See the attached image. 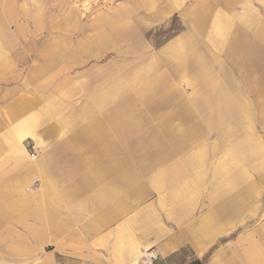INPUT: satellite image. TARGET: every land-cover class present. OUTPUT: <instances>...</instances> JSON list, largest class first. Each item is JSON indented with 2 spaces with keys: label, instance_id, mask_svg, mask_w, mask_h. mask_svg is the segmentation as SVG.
<instances>
[{
  "label": "rangeland",
  "instance_id": "obj_1",
  "mask_svg": "<svg viewBox=\"0 0 264 264\" xmlns=\"http://www.w3.org/2000/svg\"><path fill=\"white\" fill-rule=\"evenodd\" d=\"M226 1L229 2L227 8L222 0H0V91L7 83L10 85L20 79L13 78L14 73L7 75L9 70L5 71L4 62L7 55L31 56L41 51L48 56L55 50L60 54V62L55 63L60 73L54 79L47 78L39 70L36 73L35 63H9L22 73L23 79L17 85L32 78L29 80L31 86L50 83L47 87H52L54 82V86L66 88L69 82L76 87L90 82L87 86L96 88L105 86L101 84L105 80L100 81L94 75L100 76L98 70H106L107 65L118 64L127 81L133 72L141 70L134 87L125 82V107L117 122L120 151L116 161L124 172L118 202L123 204V212L116 219L109 215L107 225L97 232L92 230L87 238L84 233L86 222L101 217V212L112 211L113 203L104 200L108 205L78 208L61 205L55 214L56 231L61 236L58 240H42L44 247L35 251L29 250L34 240L0 238V264H130L133 259L136 264H190L195 259L206 260V264L217 256L229 264H237L244 260L243 250L249 242L261 245L264 251V0ZM174 3L177 7L171 10ZM201 3L207 6L205 11L213 7L214 12L211 11L203 26L198 27L202 30L194 32L199 43L189 49L191 61L187 73L193 84L182 83L176 86L178 90L172 88L169 96H165L166 90L161 83L152 81L154 83L150 85L148 82L163 73L177 79L179 72L168 66L150 64L149 57L174 37L196 27L192 12L198 8L204 11ZM218 10L234 24L244 21L251 24L247 31L251 47H247L252 51L260 50V55L249 50L243 55L232 53L227 45L231 37L232 40L235 37L232 29L222 44L216 45L210 30L213 15ZM121 15L124 19L119 25L125 28L124 35L114 38L107 21L110 18L118 21ZM101 18L105 20L101 21ZM223 22L219 21L222 31L214 29L215 32L223 33L224 25H227ZM101 33L109 36L107 42L101 37L105 34ZM99 42H106V45L96 51L95 43ZM197 58H201L209 69L204 79L199 78L203 76L200 73L203 65L197 63ZM207 77L209 79H205ZM215 82L228 87L234 106L217 122L213 107H205L197 100L203 96L199 94L201 90L213 87ZM135 90H144L145 94L135 95ZM186 99L191 106L187 114L181 105ZM214 99L211 96L209 102L213 104ZM59 113L67 116L66 119L70 117L62 122L65 128L61 134L75 133L88 120L83 111ZM113 113L116 112L92 111L90 116L101 117L113 136L116 129ZM207 117L212 118L211 125L206 124ZM7 130L0 125V139L5 140ZM181 137L185 138L181 140ZM41 144L28 139L22 145L36 158L40 150L52 149L51 145L45 144L39 147ZM99 163V159L92 160L91 168ZM166 171L172 173V186L159 180L161 177L157 174ZM156 175V184L166 185L163 189L160 188L162 184L152 185ZM114 177L115 174L109 172L107 182ZM63 178L57 193L62 199L61 204H66L73 182L71 175ZM96 187L92 185L89 189L86 185L72 195L98 200ZM30 190L37 193L39 187L32 186ZM2 195L6 202L12 203L5 212H16L13 201L19 194L13 200L10 193L8 197ZM154 218L160 221L159 227ZM204 219H208L211 226H204ZM215 220L219 226L229 229L202 254L195 255L187 245L168 257L160 253L167 234L178 236L187 230L182 236L191 244L196 241V234L214 237V240L218 234L213 229ZM117 232L124 237L119 239ZM99 233L104 237L91 238ZM131 238L138 243V252L126 255L121 246ZM260 239L262 244L257 243ZM99 240L103 245L98 244ZM150 241L154 245L148 249L144 245ZM54 242L61 244L58 248L52 247ZM117 243L120 248L116 247ZM69 244L75 247L86 244L91 248L86 249V255L81 252L70 254ZM8 247L16 253L5 256ZM254 253H249L247 260L258 264V255ZM168 258L170 260H166ZM262 258L264 264L263 255Z\"/></svg>",
  "mask_w": 264,
  "mask_h": 264
},
{
  "label": "crops",
  "instance_id": "obj_2",
  "mask_svg": "<svg viewBox=\"0 0 264 264\" xmlns=\"http://www.w3.org/2000/svg\"><path fill=\"white\" fill-rule=\"evenodd\" d=\"M222 2L227 8L229 2L227 3L226 0H222ZM201 5L203 6L204 11L199 10L200 8H198L194 9L192 12L195 13L194 21L196 20V27L192 26L194 29L191 28V30L174 37L149 57L150 64L156 63V65L159 64L165 67L168 66V68H172L179 72V77H177V79L163 73L148 82L150 85L157 81L161 83L160 86L166 90V92H164L165 96L166 94L169 96L172 88L178 90L179 87L177 88L176 86H181L182 83L184 85L193 84V79L190 78L191 75L187 73L190 63L189 61H191L189 60L191 56L188 55L189 49L192 45L196 46L194 43H199V40L195 38L196 34L194 35V32L197 31V29L200 30L201 28L198 27L203 26V23L206 19H208L211 11L214 12L212 6V8H209L210 11L208 9L205 11L207 6L203 3H201ZM175 7H177V5L174 3V5L171 6V10ZM124 16H127V14H124ZM213 16L214 20L210 31L217 46L222 44L224 37L230 32V29H232L235 37L233 40L231 37L230 43H227L229 50L232 53L243 55L246 50H249L252 54H261L260 50L259 52L252 51V48L250 50L247 47V45L250 46V44H248L250 42V36L247 31L251 27V24L247 21L234 24L225 14L219 13V10L216 12V15L214 14ZM121 17L122 15L119 16L118 21L117 18H110L107 21L108 27L112 29V36L114 38H118L119 36L123 37L124 35L125 28L123 29V26L119 25L124 19ZM102 20H105V18H101V21ZM219 21H224L227 24L224 25L225 27L222 34L215 32L214 30L220 29V31H222ZM229 25H231V27H229ZM232 25H235V28L232 27ZM238 25L240 27H237ZM226 26H228V28ZM102 34L105 33H101V35ZM190 35L192 36L191 40ZM101 37L106 40V42L109 40V36L106 34ZM96 39L97 38H95V41ZM91 42L92 41H89V44ZM106 42H99V44L95 43L96 51H100L104 48ZM92 45L93 44L91 43V46ZM197 47L200 48L199 45ZM55 51L48 54V56L44 55L41 51H39L40 54H34L31 56L21 57L16 54L4 56V62L6 63L5 71L9 70L7 71V75L14 73L15 76L13 78L20 79L18 82L10 83V85L7 83V87H4V89L0 91V125L8 128L5 133L7 135L5 140L0 139V238H4L6 240L11 238L34 240L32 242L33 245L31 244L29 250L35 249V251H40L44 247V242H42V240H58L61 237L56 231L57 229L55 224V214L58 211L57 208L61 205L78 208L108 205L104 203V200H109L113 203L111 207L112 211L106 212L105 214L104 212H101V217L98 216L97 218L95 217L94 220L86 222V229L84 230V233L87 238L90 237L89 233L92 230L97 232L103 225H107L109 215L116 219L120 213L123 212V204L118 202V198L121 193L120 191L122 190L121 182H123L124 172L122 170V166H118V161H116L119 158L118 153L120 151L118 142L120 141V135L117 130L119 124L117 122H119L120 111L122 112L125 107L124 87L126 85L134 87L139 75H137L136 72H133V75L128 77L127 81L126 79H123L122 68L119 67L118 64H111L105 66L106 70L105 68H103V70H98L100 76H98L97 73L94 75V77L100 79V81L104 79V83L101 82V84H105V86L100 85L96 88L88 87L91 84L90 82L81 84V86L78 87L69 82L66 88L54 86V82H52V87H47L50 83H42L38 86H31L32 84L29 80H32V78H29L27 83L22 82L20 85H17L20 80L23 79L22 73L15 69L13 65L9 66V63H35L36 65L33 66V69L36 73H38L37 70H39L40 73H45L47 78L54 79L57 78L60 73L59 66L55 64L56 62H60V54ZM196 61L197 63H201V66L203 65L200 72L203 76H200L199 78L204 79V77L209 74V69L204 66V62L201 58H197ZM43 62H49L51 64L38 67L37 64ZM140 71L141 70H139V73ZM205 79L209 78L207 77ZM110 81L113 82L110 83ZM125 82H127L126 85ZM109 83L110 85H108ZM212 86L213 87L210 88L205 87L204 90H201L199 94L203 96L201 99L197 100H199L205 107H213L211 109L216 112L215 120L217 122L223 119V114H227L234 109V106H232V97L228 87H225L219 82H215ZM175 93L177 94L178 92ZM110 94L112 95L110 96ZM134 94L144 95L145 91L135 90ZM211 96L215 98L213 104L209 102ZM181 105H183L185 114H187L191 107L187 103V99L185 103H181ZM192 105L195 107V102ZM197 109L199 110V108ZM109 110H114L116 112L112 114V117L115 118L114 122L116 121V126L114 125L116 129L113 131V136L106 129L107 124L103 123L104 121L101 117L93 118L90 116L92 111L102 112ZM59 111H83L84 116L88 117V120L85 121L83 125L81 124L83 127L79 128L75 133L71 131L69 134H61L60 132H62L65 128L63 127V123L65 120H70V117L66 119L67 116L63 117ZM206 124L211 125L212 118L207 117ZM26 128H30L38 138L40 137L42 144L39 147H42L45 144L48 147L51 145L52 149L40 150L35 160H30V155L24 147L23 154H20L19 151H15V147L17 148L19 146V142L23 144L26 140H31L29 135L22 137ZM184 138L185 137H181V140ZM61 143H63V146L60 147ZM64 159L65 161H62ZM97 159L100 160L99 165L91 168L92 160ZM110 163L111 166H108ZM118 168H121V171H119ZM64 171H66V173ZM108 171L111 172L112 175L115 174V177L111 178L110 183L107 182ZM65 175H67V178L71 175L73 183L70 184V190H68L69 193L71 192L69 202L61 204L62 199L58 197L59 194L57 192L61 190L60 183L64 180L63 177ZM118 175H120V177H118ZM157 175L161 177L159 179L160 181L165 184L169 183L172 186V180L170 178L172 173L170 171L159 173ZM157 175L152 179L153 186L162 184V182L156 184L155 178ZM86 185L89 189H91L92 185L98 186L96 187V189L99 190L97 193L98 200H93L89 196V198H79L72 195L75 190H79L81 188L84 189ZM32 186H38L39 191L37 193H32L30 190ZM165 186L166 185L162 184V187L160 188L163 189ZM2 188L9 189L11 200L19 194V198L13 201L16 202V204H13V206L17 208L16 212H5L7 208L12 207V203L6 202V198L1 194ZM205 214H202L201 216ZM102 215H104V217ZM204 220V226H211V222H209L208 219ZM159 222V220L154 218L155 225H161ZM224 227L225 226H219L218 221L215 220L213 229L218 231L216 238L212 240L214 237L210 238L202 236L203 234H196V241L193 242L194 244H191L189 240L182 236L188 232L187 230H184V233L178 234V236H171V234H167L160 248V253L163 254L164 257H168L187 245L195 251V255L202 254L219 239V236L227 232L229 228L225 227V229ZM116 235L119 239L124 237L118 232ZM69 236V238H71V235ZM92 237H100L101 239L104 236L99 233L98 235L91 236V238ZM257 243L262 244L261 239L257 240ZM59 244L61 243L54 242L52 247L58 248ZM98 244L103 245V241L99 240ZM153 245L154 243L150 241L144 246L149 249L152 248ZM122 246L126 250V255H134L136 251L138 252V243H136V240L132 238L131 241H128V243H125L124 245L122 244ZM116 247L120 248L118 243ZM194 247L197 250H195ZM8 248V253L4 252L5 256H12V253H16L15 250L12 251L10 247ZM89 248H91V245L87 246L85 244L84 247H75L69 244L68 253L75 254L81 252L86 255L88 252L86 249ZM251 252H255L254 254L258 255V264H263L261 258L262 255L264 256V251L261 245H256V242H249L248 245L244 247L243 254L245 258L241 263L239 262L237 264H251L249 260H247V255ZM206 264H229V262H225L217 256Z\"/></svg>",
  "mask_w": 264,
  "mask_h": 264
},
{
  "label": "bare ground",
  "instance_id": "obj_3",
  "mask_svg": "<svg viewBox=\"0 0 264 264\" xmlns=\"http://www.w3.org/2000/svg\"><path fill=\"white\" fill-rule=\"evenodd\" d=\"M144 63V62H143ZM140 65V64H139ZM122 70V69H121ZM115 74V73H114ZM136 74L138 75L139 74V71L137 72L136 71ZM134 78V77H133ZM138 78H139V75H138ZM122 80V79H121ZM123 81V80H122ZM129 82H130V80H129ZM133 82V81H132ZM131 83V82H130ZM129 83V84H130ZM126 84H127V82H126ZM112 94H110V96H111ZM107 97H108V95H107ZM113 98V97H112ZM105 99H107V98H105ZM58 112V111H57ZM33 127V126H32ZM32 129H34V128H32ZM24 135H22V137L23 136H25V135H29L30 137H31V140H33L34 141V143H36L37 145H40L41 144V140H40V137L38 138L37 137V135H35L34 133H33V131L30 129V128H26L25 130H24V133H23ZM21 137V138H22ZM17 141V140H16ZM18 142V141H17ZM22 143H18V147L16 148L15 147V151H19L20 152V154H23L24 153V149H23V146L21 145ZM1 194H5L6 196H9V189H7V188H2L1 189ZM124 245V244H123ZM120 247V246H119ZM121 247H123V246H121ZM125 252V251H124ZM123 254H125V253H123ZM123 256V255H122ZM121 257V256H120ZM131 264H136V261H135V259H133L132 260V262H131Z\"/></svg>",
  "mask_w": 264,
  "mask_h": 264
},
{
  "label": "trees",
  "instance_id": "obj_4",
  "mask_svg": "<svg viewBox=\"0 0 264 264\" xmlns=\"http://www.w3.org/2000/svg\"><path fill=\"white\" fill-rule=\"evenodd\" d=\"M166 260H170L169 258L166 259ZM206 261V260H205ZM205 261L204 260H198V259H195L193 260L190 264H205ZM153 264H156V262H153Z\"/></svg>",
  "mask_w": 264,
  "mask_h": 264
},
{
  "label": "built area",
  "instance_id": "obj_5",
  "mask_svg": "<svg viewBox=\"0 0 264 264\" xmlns=\"http://www.w3.org/2000/svg\"><path fill=\"white\" fill-rule=\"evenodd\" d=\"M30 157L31 159H34L35 158V154L33 152L30 153Z\"/></svg>",
  "mask_w": 264,
  "mask_h": 264
}]
</instances>
